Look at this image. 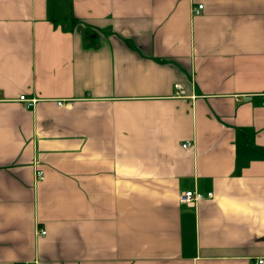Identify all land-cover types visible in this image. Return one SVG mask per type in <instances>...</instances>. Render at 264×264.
I'll list each match as a JSON object with an SVG mask.
<instances>
[{"label": "crops", "instance_id": "0c3cea01", "mask_svg": "<svg viewBox=\"0 0 264 264\" xmlns=\"http://www.w3.org/2000/svg\"><path fill=\"white\" fill-rule=\"evenodd\" d=\"M263 93L264 0H0V264H260Z\"/></svg>", "mask_w": 264, "mask_h": 264}, {"label": "built area", "instance_id": "2783aa9c", "mask_svg": "<svg viewBox=\"0 0 264 264\" xmlns=\"http://www.w3.org/2000/svg\"><path fill=\"white\" fill-rule=\"evenodd\" d=\"M203 8V4H200L199 5V10H201ZM176 88L179 89V92L180 93H183V90L181 88V85L180 84H176ZM263 98H264V93H263ZM59 104H63L62 101H59ZM191 141L190 140H187L186 142L183 143V147L184 148H188L189 146H191ZM37 176L39 179H44L45 177V174H44V171L43 170H38L37 171ZM214 196V193L213 192H207L206 194L199 191V190H186L184 192H182L180 195H179V201L181 203H188V204H191V203H197V202H200L206 198H212ZM42 233H46L45 230L42 231ZM258 263L262 264L264 263V257L262 258H259L257 260Z\"/></svg>", "mask_w": 264, "mask_h": 264}]
</instances>
